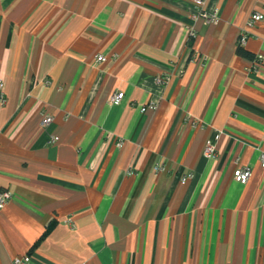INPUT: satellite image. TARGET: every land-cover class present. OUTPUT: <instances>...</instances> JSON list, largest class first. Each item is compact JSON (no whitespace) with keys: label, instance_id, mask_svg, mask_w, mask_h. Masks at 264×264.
<instances>
[{"label":"crops","instance_id":"obj_1","mask_svg":"<svg viewBox=\"0 0 264 264\" xmlns=\"http://www.w3.org/2000/svg\"><path fill=\"white\" fill-rule=\"evenodd\" d=\"M263 4L0 0V264H264Z\"/></svg>","mask_w":264,"mask_h":264},{"label":"built area","instance_id":"obj_2","mask_svg":"<svg viewBox=\"0 0 264 264\" xmlns=\"http://www.w3.org/2000/svg\"><path fill=\"white\" fill-rule=\"evenodd\" d=\"M194 4L198 7H202L204 0H192ZM199 14L203 15L207 19H212L213 21L217 20V14L216 12H207L205 10L199 11ZM264 19V4L261 5L258 9L253 10L246 21V26L247 28H252L255 26V24L261 20ZM247 32H243L239 35L238 42L241 44L242 41L247 37ZM104 60V56L100 53L95 55V61H102ZM254 63H258V61H254ZM3 81H0V102L4 101V90H3ZM123 97V92H114L109 96V101L111 103H118L121 101ZM146 107H154V104L149 103L147 105H142L141 106V111H144ZM52 121V116L50 114H45L42 118V124L45 126L48 123ZM56 137L52 138V141H54ZM205 152L208 155L213 156L214 155V147L213 145L208 142L207 145L205 146ZM259 158L261 161L262 166H264V150H260L259 152ZM250 174V167L249 166H244L241 168H237L234 172V178L237 181H240L242 183L246 182ZM11 197V192L8 190H0V206H2L9 198ZM12 264H32L30 256L28 253L21 254L13 258Z\"/></svg>","mask_w":264,"mask_h":264},{"label":"trees","instance_id":"obj_3","mask_svg":"<svg viewBox=\"0 0 264 264\" xmlns=\"http://www.w3.org/2000/svg\"><path fill=\"white\" fill-rule=\"evenodd\" d=\"M236 52L237 54L249 59V60H252V61H259L258 57L254 54V53H251L249 51H247L246 49L243 48V46L238 42L237 46H236Z\"/></svg>","mask_w":264,"mask_h":264}]
</instances>
